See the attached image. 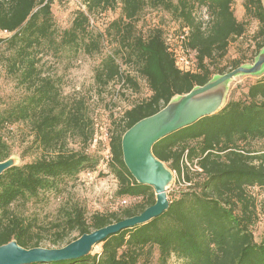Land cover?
Wrapping results in <instances>:
<instances>
[{"label":"trees","instance_id":"16d2710c","mask_svg":"<svg viewBox=\"0 0 264 264\" xmlns=\"http://www.w3.org/2000/svg\"><path fill=\"white\" fill-rule=\"evenodd\" d=\"M236 0H83L70 28L59 32L52 12L54 0H0V30L10 34L3 46L6 71L26 94L12 105L0 96V162L11 157L1 129L28 123L35 142L46 155L0 175V246L16 241L25 249L62 248L84 234L136 216L156 203L152 186L140 184L124 162L122 140L139 121L164 109L175 97L205 86L215 77L246 66L241 58L230 70L220 68L231 42L243 38L250 21L258 22L253 36V64L264 49V1L243 0V20L234 12ZM121 5V15L104 33L93 30L91 15ZM147 8L163 9L187 29L185 45L196 53L197 72L176 67L163 29L137 31ZM115 44L95 69L101 88L119 81L138 92L136 79L122 71L132 69L145 80L151 95L126 110L109 133L108 167L118 181L117 197L139 199L133 207L112 213H94L74 203L60 207L47 225L14 209L43 192L58 191L62 179L95 170L99 158L85 149H69L70 141L87 146L95 136L92 118L81 99L62 97L57 81L43 75L39 54L47 51L94 55L103 42ZM121 61V63L119 62ZM264 74L250 85L245 99L230 100L213 115L170 133L157 141L153 155L188 187L170 201L161 216L147 224L123 230L99 244L100 253L49 264H264V229L260 241L254 229L264 215L252 187L264 188ZM76 235V236H73Z\"/></svg>","mask_w":264,"mask_h":264},{"label":"rangeland","instance_id":"374dc122","mask_svg":"<svg viewBox=\"0 0 264 264\" xmlns=\"http://www.w3.org/2000/svg\"><path fill=\"white\" fill-rule=\"evenodd\" d=\"M243 0H236L234 12L236 15L238 3ZM83 9V0H54L52 12L54 21L59 32L70 28L75 12ZM84 10V9H83ZM121 15V5L115 9L92 14L91 26L94 31L104 33L106 28ZM237 16V15H236ZM238 18V17H237ZM137 31L147 34L152 29L161 28L165 38H175L180 33V25L172 16L163 9L147 8L141 14L136 23ZM258 22L250 21L248 32L243 38L231 42L226 58L221 62L220 68L230 70L231 62L241 58L246 66L252 65L255 42L253 36L258 30ZM10 34L0 30V96L3 98V105L16 103L22 95L26 94L25 87L18 84L16 78L6 71L4 65L5 47L3 42ZM115 44L109 40L103 42L99 53L87 55L83 52L70 54L67 51H47L39 54V68L43 75L53 77L60 88L62 97L67 100L81 99L85 102L89 116L92 118L95 128L94 140L87 146L70 141L68 148L71 150L85 149L90 155L99 158V164L95 170H85L75 177L62 179L58 191L43 192L37 199L29 203H17L14 209L30 218H35L43 225L54 221L60 207L79 203L83 205L88 217L94 213H112L121 211L127 207H133L139 199H127L126 204L122 198L117 197L118 181L110 172L108 162L110 160L109 133L114 121H118L124 112L134 105L148 99L151 91L142 78L129 67L122 66V71L128 73L138 82L140 88L136 92L131 85H123L119 81L111 83L106 88H101L95 81V69L102 59L115 51ZM264 53V49L262 51ZM121 63V61L119 60ZM264 74V64L260 70L252 75H239L233 80L226 81L207 94L216 95L225 104L230 100L245 99L250 85L254 84ZM178 97V96H177ZM176 98V97H175ZM5 106H0V110ZM4 140L11 148V157L8 159L10 165L21 166L33 162L46 155L39 149L31 126L28 123L20 122L8 125L1 129ZM107 135V137H106ZM254 151L264 149V143L253 142L250 147ZM172 179L166 187V194L171 201L178 197L181 191L186 190L188 184L172 172ZM250 194L256 199L259 209L264 206V188L252 187ZM264 229V215L261 213V220L254 229L255 238L260 241ZM76 236V235H73ZM43 248H49L45 244ZM101 245L95 246L91 254L100 253ZM156 260H154L153 264ZM171 264H179L176 259Z\"/></svg>","mask_w":264,"mask_h":264},{"label":"water","instance_id":"95a60500","mask_svg":"<svg viewBox=\"0 0 264 264\" xmlns=\"http://www.w3.org/2000/svg\"><path fill=\"white\" fill-rule=\"evenodd\" d=\"M262 64H264L263 52L254 64L217 76L207 85L174 98L164 109L139 121L125 133L122 140L124 162L138 183L154 188L156 203L153 206L139 215L84 234L62 248L25 249L16 241H12L0 246V264H49L81 259L90 255L93 247L103 243L109 237L123 230L147 224L161 216L170 206L166 187L173 174L162 161L153 155V145L170 133L220 111L225 106V102L218 96L207 93L226 81L231 82L236 76L254 74L260 70ZM187 110L194 111L195 115L184 122ZM11 167L13 165H10L8 160L0 162V175Z\"/></svg>","mask_w":264,"mask_h":264},{"label":"built area","instance_id":"2783aa9c","mask_svg":"<svg viewBox=\"0 0 264 264\" xmlns=\"http://www.w3.org/2000/svg\"><path fill=\"white\" fill-rule=\"evenodd\" d=\"M83 9H85L83 5ZM188 34L187 29L180 30V33L175 37L166 39L169 51L174 55L176 67L184 73L197 72V57L196 53L185 45V39ZM107 137V135H106ZM126 200L123 203L126 204Z\"/></svg>","mask_w":264,"mask_h":264},{"label":"crops","instance_id":"0c3cea01","mask_svg":"<svg viewBox=\"0 0 264 264\" xmlns=\"http://www.w3.org/2000/svg\"><path fill=\"white\" fill-rule=\"evenodd\" d=\"M243 2V1H242ZM244 13H245V10L242 6V3H238V6H237V12H236V15L238 17V20H243L244 18Z\"/></svg>","mask_w":264,"mask_h":264},{"label":"bare ground","instance_id":"6f19581e","mask_svg":"<svg viewBox=\"0 0 264 264\" xmlns=\"http://www.w3.org/2000/svg\"><path fill=\"white\" fill-rule=\"evenodd\" d=\"M195 115L194 111L191 110H187L185 113V118H184V122L188 121L189 119L193 118Z\"/></svg>","mask_w":264,"mask_h":264}]
</instances>
